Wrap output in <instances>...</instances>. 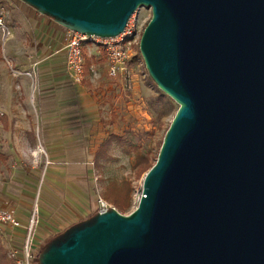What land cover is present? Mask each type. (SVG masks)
Masks as SVG:
<instances>
[{"label": "water", "instance_id": "95a60500", "mask_svg": "<svg viewBox=\"0 0 264 264\" xmlns=\"http://www.w3.org/2000/svg\"><path fill=\"white\" fill-rule=\"evenodd\" d=\"M66 30L121 35L178 109L129 215L98 212L39 264H264V0H20Z\"/></svg>", "mask_w": 264, "mask_h": 264}, {"label": "rangeland", "instance_id": "374dc122", "mask_svg": "<svg viewBox=\"0 0 264 264\" xmlns=\"http://www.w3.org/2000/svg\"><path fill=\"white\" fill-rule=\"evenodd\" d=\"M137 16L145 29L152 13L140 8ZM0 17L11 31L6 41L0 33V200L12 197L16 206L29 210L23 217L26 223L35 216L39 264L49 244L93 219L110 181L131 183L130 208L123 215L136 209L134 200L142 193L145 175H137L134 145L155 159L178 106L172 101V112L160 119L151 114L150 102L158 92L140 42L133 47L126 72L115 79L107 74L105 56L86 47L91 67L86 66L85 81L77 85L65 69V45L54 19L20 0H0ZM156 112H161L159 103ZM21 118L29 123L18 124ZM20 126L34 129L35 145L25 138L10 151L15 141L4 134L23 131ZM110 134L125 137L127 146L112 147L114 160L102 161L98 168L95 155ZM5 234L0 241L9 258L12 246L22 245H12Z\"/></svg>", "mask_w": 264, "mask_h": 264}, {"label": "built area", "instance_id": "2783aa9c", "mask_svg": "<svg viewBox=\"0 0 264 264\" xmlns=\"http://www.w3.org/2000/svg\"><path fill=\"white\" fill-rule=\"evenodd\" d=\"M149 11L151 12V10ZM137 13L130 19L124 32L114 38L88 36L67 30L65 36L66 70L74 84L81 85L85 81L86 47L95 48L97 55L104 54L107 61V74L110 78L115 79L126 72L128 63L132 60L133 47L140 42L144 31V25L140 24ZM0 33L5 41L11 36V31L6 26L3 17H0ZM141 196L142 193L136 196L134 200L136 206H138ZM110 209L115 208L104 199L98 198V212L103 213ZM9 229L19 233L22 239L20 248L12 246L9 258L15 264H35L36 253L39 251L36 241L35 216L33 215L28 224H24L14 212L0 207V235L7 233Z\"/></svg>", "mask_w": 264, "mask_h": 264}, {"label": "trees", "instance_id": "16d2710c", "mask_svg": "<svg viewBox=\"0 0 264 264\" xmlns=\"http://www.w3.org/2000/svg\"><path fill=\"white\" fill-rule=\"evenodd\" d=\"M1 50V48H0ZM104 56V54H103ZM86 66L88 69L91 67V60L87 57ZM150 78V77H149ZM151 80V78H150ZM152 81V80H151ZM153 82V81H152ZM154 83V82H153ZM155 84V83H154ZM156 86V85H155ZM157 89V87H156ZM158 95L155 99L150 102V107L152 109L151 114L156 116L158 119L168 115L173 110L172 100L164 95L160 90L157 89ZM160 104L161 112H156V105ZM177 111V110H176ZM176 113V112H175ZM175 115V114H174ZM6 125V118H4ZM167 131V130H166ZM127 140L125 137H121L116 134H110L100 145L98 152L95 155L94 163L98 168L102 167V161H112L114 157L109 155V150L114 146H127ZM162 141L159 143L158 152L161 147ZM156 158H151L148 154H145L141 145H134V155H135V167L138 170V177L146 175L148 171L155 165ZM133 188L129 181H124L119 184L116 181H110L104 189L103 197L104 199L113 204L116 210L122 214L127 213L130 208V200L132 196ZM97 213L95 214V216ZM0 264H14L11 259L8 258L7 252L1 245L0 241Z\"/></svg>", "mask_w": 264, "mask_h": 264}, {"label": "crops", "instance_id": "0c3cea01", "mask_svg": "<svg viewBox=\"0 0 264 264\" xmlns=\"http://www.w3.org/2000/svg\"><path fill=\"white\" fill-rule=\"evenodd\" d=\"M58 28H59V31H60L59 33L62 34V41L64 42V45L66 46L65 36H66L67 30L65 28L61 27L60 25L58 26ZM64 60H65V64L64 65H65V69H66V54H65ZM7 123H8V121L6 119V126L8 125ZM25 123H29V121L27 122L26 119H22V118L20 120H18V124H25ZM20 128H24V130L23 131H18L17 133H14V132L10 131V132H6L4 134L5 138L10 139L11 141H15L14 143L13 142L11 143L12 145H11L10 151L14 150V148H13L14 145L18 146V143H16L17 140H24L25 138H27V139H30L33 144L35 143V132H34V129H32L31 127H25V126L24 127L20 126ZM1 136H3V135H1ZM1 152H2V154H5V152L3 150H1ZM0 207L8 209V210L14 212V214L17 216V218L22 223L28 224V223L25 222L23 217L25 215H27V214L28 215L30 214L29 210H27V209H25V208H23L21 206H16L14 204V199L12 197H7V198L3 197V199L0 200ZM18 213H20V217L17 215ZM53 231H56L55 227H53ZM5 237L8 240L11 239L12 245H13V243L14 244H17V243L20 244L21 241H22L21 235L19 233H15L14 231H12L10 229L5 234Z\"/></svg>", "mask_w": 264, "mask_h": 264}]
</instances>
